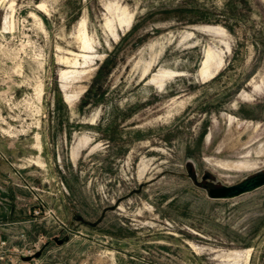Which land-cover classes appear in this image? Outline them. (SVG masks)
<instances>
[{"label":"rangeland","instance_id":"obj_1","mask_svg":"<svg viewBox=\"0 0 264 264\" xmlns=\"http://www.w3.org/2000/svg\"><path fill=\"white\" fill-rule=\"evenodd\" d=\"M258 170L264 0H0V183L42 264H264V186L208 192Z\"/></svg>","mask_w":264,"mask_h":264},{"label":"crops","instance_id":"obj_2","mask_svg":"<svg viewBox=\"0 0 264 264\" xmlns=\"http://www.w3.org/2000/svg\"><path fill=\"white\" fill-rule=\"evenodd\" d=\"M17 197L14 191L8 193L7 186L0 183V237L9 243H20L17 238L19 233L25 231V228L29 226L24 220L27 217L26 208L33 205V203H25L24 207L20 208L14 201Z\"/></svg>","mask_w":264,"mask_h":264},{"label":"built area","instance_id":"obj_3","mask_svg":"<svg viewBox=\"0 0 264 264\" xmlns=\"http://www.w3.org/2000/svg\"><path fill=\"white\" fill-rule=\"evenodd\" d=\"M18 239L22 240L21 245H16L10 250L9 242L0 237V264H42L43 254V242L41 240H35L31 243L24 244L25 234L21 232ZM40 252L39 256H34L36 252ZM14 257H10V253ZM25 257H29L28 260H24Z\"/></svg>","mask_w":264,"mask_h":264},{"label":"water","instance_id":"obj_4","mask_svg":"<svg viewBox=\"0 0 264 264\" xmlns=\"http://www.w3.org/2000/svg\"><path fill=\"white\" fill-rule=\"evenodd\" d=\"M264 186V171L258 170L253 175L245 177L243 180L232 185H221L209 189V196L214 199H232L243 194L252 192L260 187ZM40 252H36L34 256H39ZM29 257H25L24 260H28Z\"/></svg>","mask_w":264,"mask_h":264},{"label":"bare ground","instance_id":"obj_5","mask_svg":"<svg viewBox=\"0 0 264 264\" xmlns=\"http://www.w3.org/2000/svg\"><path fill=\"white\" fill-rule=\"evenodd\" d=\"M123 21L127 22V20H123ZM80 30H81L80 38L82 40L83 47L87 48V47H89V39L87 37L86 27H85V23L84 22H81V29ZM63 60H64L65 63H69L70 62L68 58H65ZM75 63L76 62H74V64ZM220 64H221V61H219L218 63H215L214 54L211 51V49H208L206 51V53H205V56H204L202 62H201V66H200V68L198 70V73L201 76V78H203L204 80H208V79L212 78V76L216 72V71L215 72L213 71V67L216 68ZM165 73H167V72H163L162 71L161 73H157V74L153 75L151 77L150 81L153 82V83L159 84V86H162L163 82H164L163 77H164ZM67 74H68V72L62 71L61 72V77H65V76H67ZM168 74H172V75H175V76L178 75V73L173 72V71L168 72ZM235 166L246 168L249 165H247L246 163H242V162H236Z\"/></svg>","mask_w":264,"mask_h":264},{"label":"trees","instance_id":"obj_6","mask_svg":"<svg viewBox=\"0 0 264 264\" xmlns=\"http://www.w3.org/2000/svg\"><path fill=\"white\" fill-rule=\"evenodd\" d=\"M110 55L104 58L102 63L97 67L96 72L91 80L86 91L80 98L81 105H86L88 103L95 104L103 97V91H101L100 84L103 77L109 72V63H110Z\"/></svg>","mask_w":264,"mask_h":264}]
</instances>
